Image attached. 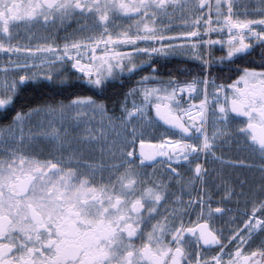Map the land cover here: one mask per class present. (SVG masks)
<instances>
[{"label": "snow or ice", "instance_id": "snow-or-ice-1", "mask_svg": "<svg viewBox=\"0 0 264 264\" xmlns=\"http://www.w3.org/2000/svg\"><path fill=\"white\" fill-rule=\"evenodd\" d=\"M0 264H264V0H0Z\"/></svg>", "mask_w": 264, "mask_h": 264}, {"label": "trees", "instance_id": "trees-1", "mask_svg": "<svg viewBox=\"0 0 264 264\" xmlns=\"http://www.w3.org/2000/svg\"><path fill=\"white\" fill-rule=\"evenodd\" d=\"M217 55H219V53H217ZM180 59H182V58H180ZM177 64H179L180 67H184V66H185L184 64L179 63V60H173V61L169 64V67L176 66ZM195 65H196V62H195V61H190V62L187 64L188 67H193V68L195 67ZM122 90H123V89L120 87V83L117 82V83L115 84L114 87H112V88L109 89L107 95H109V96H111V97H113V98H118ZM26 94H27L29 97H32L33 95H36L31 89H29L28 92H27Z\"/></svg>", "mask_w": 264, "mask_h": 264}, {"label": "rangeland", "instance_id": "rangeland-1", "mask_svg": "<svg viewBox=\"0 0 264 264\" xmlns=\"http://www.w3.org/2000/svg\"><path fill=\"white\" fill-rule=\"evenodd\" d=\"M239 2L245 3V2H247V0H239ZM225 153H226V157L225 158H228V155H230V154L227 153V148H225Z\"/></svg>", "mask_w": 264, "mask_h": 264}]
</instances>
